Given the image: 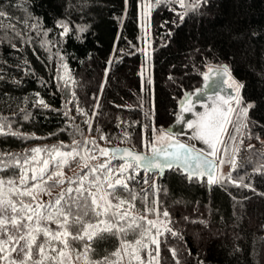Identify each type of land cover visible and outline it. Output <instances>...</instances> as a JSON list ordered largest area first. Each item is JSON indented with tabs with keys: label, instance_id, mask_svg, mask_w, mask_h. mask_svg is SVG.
I'll return each instance as SVG.
<instances>
[{
	"label": "trees",
	"instance_id": "1",
	"mask_svg": "<svg viewBox=\"0 0 264 264\" xmlns=\"http://www.w3.org/2000/svg\"><path fill=\"white\" fill-rule=\"evenodd\" d=\"M151 1L146 63L141 0H0V180L6 189L9 180L24 187L20 176L34 164V148L50 154L54 148L84 146L88 156L97 157L95 166L105 157L99 150L109 145L147 150L175 120L183 91L196 88L209 66L226 63L243 85L241 106L252 105L238 117L245 122L236 130V166L210 188L206 179H188L178 168L156 177L135 166L123 173L126 187L109 190L102 183L113 202L126 201L122 212L126 207L132 212L124 221L115 217L126 229L120 237L104 233L90 242L89 256L117 260L111 254L120 249V240L146 239L141 217L167 211L158 264H264V0H190L184 7L178 0ZM63 64L69 79L62 77ZM81 157L70 158L62 170L95 181L89 167H80ZM105 158L108 167L125 163ZM107 175L98 171L102 182ZM87 180L84 187L95 192ZM55 185V179L48 181L44 192ZM133 217L139 227L129 228ZM85 243L69 240V250L82 253ZM119 264H125L122 254Z\"/></svg>",
	"mask_w": 264,
	"mask_h": 264
},
{
	"label": "snow or ice",
	"instance_id": "2",
	"mask_svg": "<svg viewBox=\"0 0 264 264\" xmlns=\"http://www.w3.org/2000/svg\"><path fill=\"white\" fill-rule=\"evenodd\" d=\"M179 3L181 7H184V0H179ZM2 15L3 13L0 12V16ZM67 31L68 29L65 26V32ZM208 71L212 73L214 69L210 68ZM218 74L227 77L224 82L236 92V96L231 97V99L239 105L241 103L239 92L243 85L238 84L232 79L230 69L227 65H222ZM207 79L208 74H205V80ZM223 103L229 105L227 109L213 104L205 112L198 114V119L195 122H188V127L195 129V138L202 140L208 145L210 149L207 153L208 156L214 157L220 150L219 145L224 142L222 134L226 131L225 125L230 123V114L234 111L228 100L223 101ZM250 107H252L251 104L241 111L246 115ZM181 109L183 112H190L192 110L188 103H182ZM0 133H3V126H0ZM7 134L18 135L17 133ZM157 139L159 141H168V144L160 148L153 146L151 159H147L143 155L132 153L126 149H100L99 154L105 157L111 154L112 159H116L117 154L123 151L124 156L130 158L118 170L121 177L125 171L134 166L143 168L146 171L153 169L162 171L164 168H171L172 162L174 161L183 160L187 163L192 157L193 150L175 140L171 134L161 132ZM77 143V141H73L74 145ZM92 143L95 144V141H92ZM41 151L39 148L31 150L34 154L31 157V162L35 166L23 170L20 176V185L24 187H17L15 186V181L9 180L7 184L11 187L6 189L5 181L0 180V264H4V262H7V264H30V262L31 264H64V258L66 256H68L69 260L71 259L70 253L66 251L70 248L69 240H86L89 242L84 244L82 253H77V259L83 256L85 264H119L121 259L120 249H117L111 254L117 257V260H111L108 256H104L100 260H92L89 253L93 251L90 242L97 238L103 239L104 233L115 235L118 232L123 233L126 231L125 228L118 227V224L112 223L108 219L109 216H112L117 217L119 221H124L130 215L128 212L121 211L126 201L121 199L117 204H113L110 199L112 193L102 187V183H107V189L109 190L114 189L117 185L126 187L124 180L118 178L115 184L109 182L112 169L106 163H101L97 167H92L91 172L95 174L99 170H104L108 173V176L103 178V182L100 180L91 182V186L96 189L95 192L91 191V188L84 187V182L88 177L82 174L79 181L68 178L69 184L77 183L78 186L75 189L69 187L62 191L54 204H36L34 208L31 204L23 203V197L28 196L35 200L33 193L37 189L41 192L46 191L45 185H47L48 181L54 179L57 184H64V179H56L57 177H62V171L51 172L50 175L49 172L52 168L62 169L68 163L69 158L75 159V157L80 155L75 148L71 152H63L58 148H54V155H50L48 159H40L38 154ZM161 157H163V162H161ZM96 158L95 155H91L87 159L95 160ZM81 159L84 160L85 158L81 157ZM195 160L197 161L196 170L189 172V178L195 175L203 176L207 171L209 184H215L223 179L222 176L217 177L214 175V162L212 160L205 158L201 161L200 154H196ZM24 162L25 164L30 163L28 159H25ZM220 162L224 163L225 161L221 160ZM231 163L234 167L236 166L235 158H233ZM202 165H206L207 168L205 169ZM82 167L87 168V162ZM185 170L188 171L187 168ZM29 173L31 175H28ZM46 175L48 179L47 181H43ZM29 181L33 182L31 186H28ZM37 181H43V184L37 183ZM73 192L77 194L75 199L72 197ZM65 193L68 196L67 200H65ZM73 205L80 210V214L73 216ZM47 208H52L54 211L45 212ZM9 211L12 213L10 218L7 215ZM150 211H154V209H150ZM17 213H21L22 215L18 216ZM163 215L167 217L168 212L165 211ZM89 217L94 218L95 222L87 219ZM141 219L145 218L141 217ZM33 221H35L34 226ZM44 222L55 223L57 230L54 231L45 226ZM147 223L155 227V221L148 220ZM9 226L17 231L23 230L24 234L19 238L13 236L9 230ZM134 226L139 227L136 224V219L133 217L132 223L128 227L133 228ZM73 228H76L75 232L72 231ZM40 237H43L42 241L39 239ZM21 241L24 242L23 246H20ZM152 243H157V241L153 239ZM57 245H62V247H58ZM122 247L124 254L129 256V264H132V261H137L138 264H144L139 253L147 245H144L142 240H136L134 245L127 241H122ZM129 249H131L130 252ZM17 251L23 254V260L16 261L12 258V253ZM53 253L56 255H53ZM34 256L37 258L34 259Z\"/></svg>",
	"mask_w": 264,
	"mask_h": 264
},
{
	"label": "rangeland",
	"instance_id": "3",
	"mask_svg": "<svg viewBox=\"0 0 264 264\" xmlns=\"http://www.w3.org/2000/svg\"><path fill=\"white\" fill-rule=\"evenodd\" d=\"M178 2H179V0H178ZM184 2L186 4H189L190 0H184ZM193 3L194 2H192L191 4H193ZM152 7H153V3L151 0H141L140 6H139V25L141 27V40H142V45H143V51L146 55V63H149L150 56H151L150 14H151ZM63 65H64V67L62 70V77L64 79H69V74H68V70L66 68V65L65 64H63ZM144 74L149 75V69L147 66L144 68ZM232 91L235 92L234 89H232ZM235 96H236V92H235ZM230 105L234 109V111L230 114V123H227L225 125L226 131L222 134V138H223L224 142H223V144L219 145L220 150L217 152L216 156H214V158H216L217 161L219 162L218 175H220V176H223L226 173V171H229L233 167L231 161L233 160V158H235V154L237 153V150H238V145H237L238 131H236V130L238 128H241L245 122L244 117H242L241 121L238 122V117L244 116V113L241 111L244 107H242L241 104L237 105L234 100H232L230 102ZM196 120L197 119H189V120H185L184 123L181 122L182 124H180V125H182L184 129L181 133L178 134V137L208 153L210 151V149H208L209 147H206V144L202 140L195 138V129L194 128L188 127V122H190V121L195 122ZM233 128H234V130H232ZM161 132L168 133L167 131L162 130V131L157 133L156 139L160 136ZM75 149L77 152H79V154L81 156H83L85 158L84 160H85V162H87L90 170L92 167H97L101 163L108 164L107 159L104 157L102 159V161H100L97 164V166H95L94 160L87 159L89 156L87 155L86 150L84 149V146H82L81 149L80 148H75ZM225 149H227V151H225ZM60 150L63 152H71L73 150V148H71L69 150H64V149H60ZM54 154H55L54 151L51 152L50 154H46L45 152L43 153L41 151L38 154V156L40 159H48L50 157V155H54ZM221 160H223L225 162L221 163L220 162ZM123 164H119L118 166L110 167L112 169V174L109 178V182L113 183L112 182L113 177L115 176V174L119 173L118 170ZM33 166H35V164L31 165L30 167H33ZM80 167H82V165ZM55 171H62V173H63L62 177H57L56 179H64L65 183L64 184H57L56 183V185L52 189L48 190L47 192H44V191L41 192V191H39V189H37L33 193V195L35 196V200H33L30 197V198L23 199V203L31 204V205H33L34 208H35L36 204H44V205L54 204L55 200L57 199V197L59 196V194L62 191L66 190L69 187H72L73 189H75L78 186L77 183H72V184L68 183V178H73L74 181H79L81 175L78 174L76 170L72 171L70 173H67L62 169H55ZM28 175H31V173H29ZM94 175H95V180L102 181L101 178L98 176V172L95 173ZM116 178L117 179L122 178L125 181L124 177H121V176L117 177L116 176V177H114V180ZM87 181L92 182V180H90L89 178ZM28 186H31V184H29ZM102 187L106 190V188L103 184H102ZM52 199H54V200H52ZM110 199L112 200L113 204L118 203V202H113L115 200L112 198V196L110 197ZM123 207H125V205H123ZM125 209H126V211H128V213L132 212V210H130L128 207H126ZM50 211H54V209L51 208ZM45 212H46V209H45ZM7 215L10 218L12 213L9 211L7 213ZM17 215L19 216L22 214L17 213ZM111 219H112L111 221L113 223H116L115 217L111 216ZM145 220H146V226L144 227L143 235H146V239L142 242L144 245H147V247L145 249L143 248L139 254H140L141 258L143 259L144 264H158V258H157L158 238H159V235L168 228V219L164 215H158V216H155L153 218L146 217ZM148 220L155 221V227L150 226L147 223ZM44 223H45V226L49 227L50 229H52L54 231L57 230V225L55 223H48V222H44ZM34 224H35V221H33V226H34ZM9 230L11 231L12 235L17 237V238H19L21 235L24 234L23 230L17 231L16 229L11 228L10 226H9ZM145 230H148V231H145ZM196 231L200 232L201 229H197ZM118 236L120 237L119 232H118ZM4 239H6V237H4ZM153 239H155L157 241V243H152ZM23 244H24V242L21 241L20 246H23ZM132 244L134 245V242ZM120 250H121V254L123 256L124 262H125V264H127V262H128L127 255L124 254V249L122 247V241L121 240H120ZM66 251H68L70 253L71 259L69 260L68 256H66L64 258V264H85L83 256H81L80 259H77L76 253H73L69 249H67ZM130 251H131V249H129V252ZM143 251H145L144 255H143ZM12 258L15 259L16 261H21V260H23V254L20 253L19 251L14 252V253H12ZM134 262L138 264L137 261H134Z\"/></svg>",
	"mask_w": 264,
	"mask_h": 264
},
{
	"label": "water",
	"instance_id": "4",
	"mask_svg": "<svg viewBox=\"0 0 264 264\" xmlns=\"http://www.w3.org/2000/svg\"><path fill=\"white\" fill-rule=\"evenodd\" d=\"M222 65H227V64L222 63L220 66L208 67L206 70L203 71L201 81L196 88L183 91L182 95L178 99V106H177L178 109L176 111L175 120L165 129V131H167L169 134H171V136L175 140L179 141L180 143L186 145L188 148L193 150L192 157L187 161V163H185L183 160L174 161V162H172L171 168H164L162 171L157 170V169H153V170H150L147 172L155 173L156 177H160V176H163L166 171H169L172 168H178L182 174L187 175L188 179H191V178H189V172L196 170L197 161L195 160V156H196V154H200L201 161H203L205 158H207V159L212 160L214 162L213 172H214V175L218 177L219 163H218L217 159L214 158L213 156H208L206 151H204L198 147H195L194 145H192V144L186 142L185 140L179 138L177 135L179 133H181L184 128L182 125H180V123L177 120L179 119L180 115L183 112L181 109L182 103H190L191 101L204 99L209 93H211L215 89H217V87H220L223 84H225L224 81L227 79V77H224V76L218 74V71L220 70ZM210 68L214 69V71L212 73H209V71H208ZM205 74H208L207 80H205ZM232 95L234 97L235 92L232 91ZM186 97H187V101H186ZM167 144H168V141H154L150 144V146L148 147V149L146 151L135 149L132 146L126 145V144L109 145V146H107L106 149H120V150L126 149L132 153L140 154V155L145 156L147 159H151L153 146L160 148V147L167 146ZM108 157L110 159H112L111 154ZM113 160L126 161V160H130V158L125 157L123 151H121L120 153L117 154V158L113 159ZM161 162H163V157H161ZM202 167H204L205 169L207 168L206 165H202ZM186 168L188 169V171L185 170ZM139 169L145 170L143 168H139ZM193 177L197 178L199 181L206 179L208 188H210L212 185V184L208 183L207 171L205 172V175H203V176L195 175Z\"/></svg>",
	"mask_w": 264,
	"mask_h": 264
},
{
	"label": "bare ground",
	"instance_id": "5",
	"mask_svg": "<svg viewBox=\"0 0 264 264\" xmlns=\"http://www.w3.org/2000/svg\"><path fill=\"white\" fill-rule=\"evenodd\" d=\"M232 88L228 86V84H223L220 87H217L213 92L209 93L204 99L191 101L188 103L191 107L190 112H182L179 117L178 122H185V120L189 119H198V114L205 112L209 109L213 104H217L227 109L229 105H225L223 101L228 100L229 104L232 101ZM185 118V119H184ZM206 147H208L206 145ZM209 149V148H208Z\"/></svg>",
	"mask_w": 264,
	"mask_h": 264
},
{
	"label": "flooded vegetation",
	"instance_id": "6",
	"mask_svg": "<svg viewBox=\"0 0 264 264\" xmlns=\"http://www.w3.org/2000/svg\"><path fill=\"white\" fill-rule=\"evenodd\" d=\"M178 120H179V119H178ZM178 120H177V121H178Z\"/></svg>",
	"mask_w": 264,
	"mask_h": 264
}]
</instances>
